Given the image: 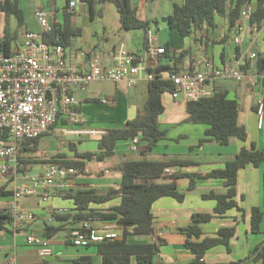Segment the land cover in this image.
Segmentation results:
<instances>
[{
    "label": "crops",
    "instance_id": "0c3cea01",
    "mask_svg": "<svg viewBox=\"0 0 264 264\" xmlns=\"http://www.w3.org/2000/svg\"><path fill=\"white\" fill-rule=\"evenodd\" d=\"M169 1L170 12L163 18L172 14L174 4H182L183 0H179V3L177 0ZM19 2L22 8L24 1L19 0ZM137 3L136 5L141 7L140 2ZM250 5L255 10L256 0ZM48 6L50 7V5ZM48 6L43 4L41 0H37L32 8L33 18L35 19L37 8L44 7L50 12L52 21L54 20L59 25L62 24L60 17L64 14V7L59 8L53 5V8L48 9ZM144 8L145 6L141 7L142 12ZM142 16L151 22L149 29L155 34L159 45L165 47L169 43L172 50H176V55L179 56L180 53H183L181 61L177 64L180 72L192 70L198 62L204 59H211L216 66H222L231 59L234 52L245 58V68L249 73L264 72V22L255 30V26L251 25L250 20L242 15L235 26L230 25L227 17L216 16L213 27L206 26L202 31L194 32L191 37L182 39L177 32L174 34L175 32L169 29L166 21L163 20L166 26L162 30L158 21H155L157 28H153L152 19L147 18L144 13ZM3 19L4 15L0 12V37L4 32ZM25 22V26L19 30L13 50L23 45L26 32L40 30L38 25L31 28L27 20ZM10 26L12 31L17 29L14 18H11ZM167 29L170 32L167 33ZM161 31L167 33L170 39L161 41ZM122 33L125 36L119 44L111 45L108 39H105L101 44H86V47L81 51L73 50L70 46L65 48V57L73 66L80 70H86L88 69L89 54L99 53L104 60L112 61L117 47L120 44L125 45L128 37L135 40L132 42L133 47L128 50L143 56L146 34L139 30ZM235 38H240L241 42L235 44ZM170 54L171 57L163 56L160 62L161 66L173 69L175 59L172 56L175 54L173 52ZM253 55H255L254 58ZM147 65L150 67L148 60ZM96 83L103 84V86L105 83H112L113 90L108 92L105 88H95L94 90L90 88ZM213 89H225L231 98L238 100L240 104L239 124L246 128L248 139L246 142H242L232 138L228 145H220L216 142L200 144V140L205 136L206 128H199L198 125L187 121L189 115L186 102L182 99L173 100L168 94L165 95L167 96L166 99L163 98L165 112L161 115L164 118H159L161 127L162 124L168 122L170 125H185L189 130L186 132L180 130L177 132V137H174L177 134L175 133L171 138H169L167 131V139L158 143L154 149L160 145L164 147L163 158L159 160L181 158L195 162L194 165L185 168L170 167L173 174L169 177L176 173L196 174L197 177L195 178V188L190 192L187 191L191 183L190 178L184 177L177 181L180 190L186 194L183 202L180 203L173 198L164 197L153 205L154 236L143 239V241L156 243L159 246V254L155 256L151 264H195V255L185 246L187 236L180 230L193 223L194 214H212L214 212L216 202L205 200L204 195L210 192L217 194L226 192L223 179L209 178L207 175L214 170L224 169L226 163L233 160L243 147H250L254 143L257 148L264 149V127L259 128L258 126L255 108L257 97L264 96V84L252 87L247 83L236 84L231 81H220L213 84ZM78 91L79 89L74 90L73 95L79 103L80 124H72L65 115H62L51 130L38 139L36 150H24L20 154L24 171L20 173L19 181L41 175L55 159L63 162L76 159L77 154L99 153L100 135L110 128L123 126L127 121L134 119L138 111L143 108L148 99L149 82L143 80L134 88H128L124 83L93 82L87 86L86 93L88 95L84 100L77 98ZM105 96L111 100L108 104H103L100 101ZM100 123L105 124L106 127H96ZM76 131H100L103 133L78 134L75 133ZM51 135L56 138L55 143L45 141L43 138ZM44 143L50 144L49 147L46 145L48 149L40 150ZM139 149L138 152L134 153H140L146 159L148 155L154 152L153 149L146 151V154L143 155L141 151L145 149V146L142 144L139 145ZM130 153H133L130 150V143H119L113 156L99 160L95 158L90 161L85 160L83 170L76 168L80 173L73 178V185L70 189L54 188L51 191V197L45 202L38 197L24 198L22 200L23 206L34 212L36 219L17 235L0 229L1 239H3V235L9 236L5 239L6 244L0 245V248H6L0 250V264H42L44 262L48 264H79L77 261L81 258H91L92 264H102L96 244L85 247L74 246L66 240L68 232L75 229L77 225H87L96 229L99 235L115 233L121 236L122 227L115 221L99 219H88L76 225L74 215L78 212L77 207L74 200L65 197V195L76 190L97 189L106 191L112 187H117L122 181L121 167L123 162L131 161L129 159ZM98 162H101V166L97 164ZM110 164L114 166L113 171L106 168ZM167 180L170 181V179ZM5 191L12 192L9 188H6ZM11 199L12 193L7 197L1 196L0 210L6 209ZM120 202L121 198H116L103 205L91 204L90 208L99 212H107V210L119 205ZM236 202L244 210V214L238 209H233L222 217L201 224L202 238L200 241L205 237H216L221 229L235 230V236L230 242V251L225 246H216L205 254L202 264L263 263L264 256L258 258V255L264 246V217L260 233H252L251 210L257 207L264 211V162L258 167L249 165L239 171ZM46 226L62 227L63 230L50 238L53 255L43 259L38 255L35 247L26 244V235L34 232L43 236ZM10 258H14L13 262H10ZM133 264L137 263L134 261Z\"/></svg>",
    "mask_w": 264,
    "mask_h": 264
},
{
    "label": "trees",
    "instance_id": "16d2710c",
    "mask_svg": "<svg viewBox=\"0 0 264 264\" xmlns=\"http://www.w3.org/2000/svg\"><path fill=\"white\" fill-rule=\"evenodd\" d=\"M56 1L51 0L53 5H56ZM151 1L81 0V3L89 7L92 18L96 14L98 4L112 3L119 14L121 31L139 30L147 34L151 22L143 18L140 9ZM253 1L183 0L182 4H174L173 13L163 20L167 22L169 29L176 31L182 39H185L191 37L196 31H202L206 26L213 27L216 16L227 17L230 25L235 26L242 15V11ZM136 2H140L141 7L135 5ZM67 8L68 0L63 8L64 23L59 25L51 20L54 27L53 33L44 37L45 41L51 44H61L65 48L71 46L72 38L81 35V30L73 27L78 15L77 12H67ZM0 12L4 15V32L0 37V50L9 54L17 41L19 30L26 24L24 11L20 7L19 0H3L0 2ZM11 18L16 19L17 29L15 31L11 30ZM263 22L264 0H256V8L250 18V23L252 26L260 27ZM165 48L167 50L166 57H171V52L175 54L172 56L175 59V67L172 69L160 66L155 70L157 78L149 82L148 99L143 108L138 111L137 116L127 121L123 126L110 128L101 134L98 142L99 153L77 154L76 159L63 162L55 159L51 164L83 170L85 160L109 158L114 155L119 143H131L138 137L140 139L139 145L145 146V149L141 151L145 155L146 151L153 150L158 143L167 139V130L161 127L159 118L165 112L163 98L172 91L173 86L170 82L161 80L160 74L168 70L179 73L177 64L181 61L183 53H180L179 56L176 55V50H172L169 43L165 45ZM187 113L189 115L188 122L207 127L200 144L216 142L220 145H228L232 138L242 142H246L248 139L246 128L239 124L240 104L237 99L231 98L225 89H217L210 96L203 97L197 102H188ZM61 117L62 113H59L58 119ZM38 139L28 141L23 146L21 153L24 150H36ZM20 162L19 171L21 173L24 171L21 158ZM263 162L264 149H259L252 143L250 147L241 148L234 159L226 163L224 169L214 170L207 175L209 178L223 179L226 192L224 194L210 192L204 195L205 200L216 202L214 212L212 214H194L193 223L180 230L187 236L185 246L195 255V264H202L205 254L216 246H225L230 251V242L235 236L234 229H221L216 237H205L200 241L202 238L201 224L222 217L233 209H238L244 214V210L236 202L239 171L249 165L258 167ZM194 164V161L181 158L159 161L143 158L142 160L124 161L121 167L122 181L117 187H112L106 191L97 189L76 190L65 195V197L73 199L77 207L78 212L74 215L76 225L88 219H99L115 221L122 227L120 238L96 244L102 264H133L134 261L137 264H151L153 262L155 256L159 254V246L156 243L143 241L144 238L154 236L153 205L164 197L173 198L180 203L183 202L186 194L180 190L177 181L184 177L190 178L191 183L187 190L190 192L195 188V178L197 177L196 174L184 175L181 173L169 177L164 175V171L170 167L180 169ZM11 193L0 187V197L10 196ZM116 198H121L120 204L107 210V212H99L90 208L91 204L103 205ZM263 217L264 211L260 208L256 207L251 210L252 233H260ZM9 222L7 208L0 210V229L12 232ZM75 229H79L83 233H90L92 227L86 228L84 225H77ZM62 230V227L46 226L43 236L50 239ZM262 256H264V246L258 258ZM77 262L79 264H92L91 258H81Z\"/></svg>",
    "mask_w": 264,
    "mask_h": 264
},
{
    "label": "built area",
    "instance_id": "2783aa9c",
    "mask_svg": "<svg viewBox=\"0 0 264 264\" xmlns=\"http://www.w3.org/2000/svg\"><path fill=\"white\" fill-rule=\"evenodd\" d=\"M80 3L81 0H68L67 12L76 11ZM253 11V7L248 4L242 11V16L250 20ZM35 19L40 30L26 32L21 47L9 54L0 50V187L12 191L7 213L10 230L15 235L36 219L35 213L23 206L24 198L38 197L44 202L48 201L54 188L70 189L73 178L80 173L73 167L49 164L41 175L19 181L23 146L48 133L57 123L59 113L65 115L72 124H80L81 115L77 110L79 103L73 95L74 90L84 89L93 82L124 83L128 88H134L143 80L154 81L157 78L155 70L161 66L160 60L167 53L166 48L158 44L155 34L149 29L143 56L120 44L112 61L104 60L99 53L89 54L88 69L80 70L68 62L63 45L44 40L54 29L50 12L44 7H38ZM240 42V38L234 39L235 44ZM147 60L150 61V67ZM160 79L172 84L173 89L168 94L173 100L182 99L188 103L213 94V84L220 81L247 83L257 87L264 84V72L249 73L245 68V58L234 52L231 59L222 66H216L211 59H204L192 70L179 73L163 71ZM100 101L108 104L111 100L104 97ZM255 108L258 126L263 128V95L255 100ZM139 141L136 137L130 143L131 152L140 150ZM172 174L170 168L165 169V176ZM85 227L90 228L87 225ZM118 238L120 237L115 233L99 235L92 228L90 233L73 229L68 232L66 240L74 246L85 247ZM26 244L35 247L43 259L53 255L50 239L41 234L28 233ZM13 260L14 258H10V262Z\"/></svg>",
    "mask_w": 264,
    "mask_h": 264
},
{
    "label": "rangeland",
    "instance_id": "374dc122",
    "mask_svg": "<svg viewBox=\"0 0 264 264\" xmlns=\"http://www.w3.org/2000/svg\"><path fill=\"white\" fill-rule=\"evenodd\" d=\"M24 1V4L22 5V8L25 12V20H27V22L29 23L31 28H35L38 23L36 21V19L33 18L32 16V8L35 5L37 0H21V2ZM43 4L45 5H50V7L48 6V9L53 8V2L49 1V0H41ZM177 2L179 3L180 1L177 0ZM138 4L137 2L135 3V5ZM25 5V6H24ZM66 5V0H57L56 1V6H58L59 8H63ZM76 12L78 13V15L75 18V21L73 23V27L74 28H79L81 30V36H75L74 38H72L71 41V48L73 50H79L81 51V49H84L86 47V44H101L103 42V40L108 39V42L113 45V44H119V42L123 39V37L125 36L124 31H121L120 29V21H119V14L115 8V6L112 3H106V4H98L96 6V14L95 16L92 18L91 17V12L88 6L84 5V4H78L77 8H76ZM170 12V1L169 0H154L151 3H147L145 5V8L142 12V10L140 9V13H144L145 16L147 18L152 19V27L153 28H157L155 21H158V24L160 26V29L163 30L164 26H166L165 22L163 21V17L164 15H166L167 13ZM16 22V19H14ZM60 22L63 24L64 23V16L62 15L60 17ZM4 24V19L3 22ZM27 23V25H28ZM40 29V28H39ZM136 32V31H134ZM138 32V31H137ZM170 32L169 29H167V33ZM174 34H176V31ZM167 33L161 31V41H166L167 39H170L167 35ZM177 36V35H176ZM135 40L131 39L130 37H128L127 42L125 43V46L127 47V49L132 48V42H134ZM78 51V52H79ZM90 88H92L93 90L95 88L97 89H102L105 88L106 91L111 92L113 90V85L112 83H105L104 86L103 84H93ZM87 87L85 89H79V91L77 92V98L80 100H84L86 95H88L86 93ZM90 90V89H89ZM104 98V97H102ZM101 98V99H102ZM106 98V96H105ZM167 98V96H165V99ZM100 99V100H101ZM168 113V112H167ZM166 113V114H167ZM161 118L163 119L164 116H161ZM162 128L168 131V136L169 138L173 137V135L177 132H179L180 130H182V132H186L189 130L188 127H186L185 125L181 126V125H170L168 122H166L165 124H162ZM166 125V126H165ZM199 128H207L205 125H198ZM96 127H100V128H104L106 127L105 124L100 123V125L98 124ZM198 128V127H196ZM178 133L174 135V137H177ZM46 140H48V142L50 143H55L56 138L54 136H46L43 137ZM85 139V138H83ZM124 144V143H123ZM46 145L49 147L48 144H43L40 147V150H46L48 149V147L46 148ZM164 151V147L163 145H160L159 147H157L156 149H154V152L151 155H148L147 159L150 161H157L161 158H163L162 153ZM144 157L141 156L140 153H130L129 155V159L131 160H141ZM103 162V161H101ZM101 162H98L97 164L101 166ZM103 168V167H102ZM105 168V167H104ZM106 168H108L109 170L113 171L114 170V166L112 164L106 166ZM108 177V175H105ZM9 237L8 235H3V239H1L0 237V245H4L6 244V238ZM6 249V248H0V250Z\"/></svg>",
    "mask_w": 264,
    "mask_h": 264
}]
</instances>
